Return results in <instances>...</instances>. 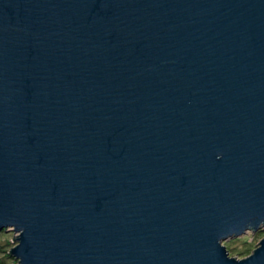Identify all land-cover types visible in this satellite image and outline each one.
<instances>
[{"label": "water", "instance_id": "95a60500", "mask_svg": "<svg viewBox=\"0 0 264 264\" xmlns=\"http://www.w3.org/2000/svg\"><path fill=\"white\" fill-rule=\"evenodd\" d=\"M260 226L264 0H0L18 264H264L222 244Z\"/></svg>", "mask_w": 264, "mask_h": 264}, {"label": "rangeland", "instance_id": "374dc122", "mask_svg": "<svg viewBox=\"0 0 264 264\" xmlns=\"http://www.w3.org/2000/svg\"><path fill=\"white\" fill-rule=\"evenodd\" d=\"M13 236H17V233L13 230H0V264H18V259L8 251L17 244L16 238L12 240ZM262 237H264V226H260L257 230H247L238 237H230L224 240L222 244L226 246L230 256L243 258L252 253V250L258 246L259 243L257 242Z\"/></svg>", "mask_w": 264, "mask_h": 264}]
</instances>
